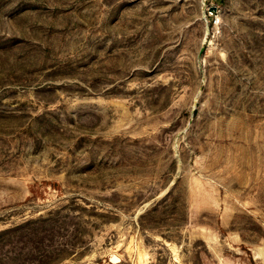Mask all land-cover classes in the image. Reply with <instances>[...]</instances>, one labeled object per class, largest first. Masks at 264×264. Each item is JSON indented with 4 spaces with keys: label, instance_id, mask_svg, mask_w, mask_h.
Instances as JSON below:
<instances>
[{
    "label": "rangeland",
    "instance_id": "rangeland-1",
    "mask_svg": "<svg viewBox=\"0 0 264 264\" xmlns=\"http://www.w3.org/2000/svg\"><path fill=\"white\" fill-rule=\"evenodd\" d=\"M0 264H264V0H0Z\"/></svg>",
    "mask_w": 264,
    "mask_h": 264
},
{
    "label": "water",
    "instance_id": "water-1",
    "mask_svg": "<svg viewBox=\"0 0 264 264\" xmlns=\"http://www.w3.org/2000/svg\"><path fill=\"white\" fill-rule=\"evenodd\" d=\"M214 9H216V7H213Z\"/></svg>",
    "mask_w": 264,
    "mask_h": 264
}]
</instances>
